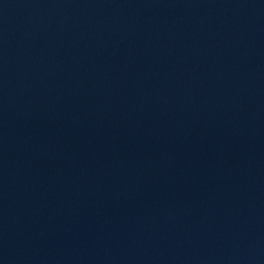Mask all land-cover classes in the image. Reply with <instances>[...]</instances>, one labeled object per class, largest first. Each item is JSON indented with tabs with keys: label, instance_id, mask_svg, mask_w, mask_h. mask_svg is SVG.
<instances>
[{
	"label": "water",
	"instance_id": "obj_1",
	"mask_svg": "<svg viewBox=\"0 0 264 264\" xmlns=\"http://www.w3.org/2000/svg\"><path fill=\"white\" fill-rule=\"evenodd\" d=\"M0 264H264V0H0Z\"/></svg>",
	"mask_w": 264,
	"mask_h": 264
}]
</instances>
